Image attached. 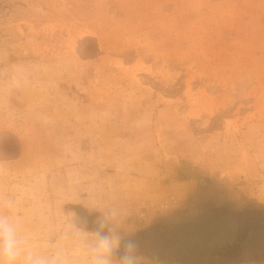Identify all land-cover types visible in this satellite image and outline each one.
I'll use <instances>...</instances> for the list:
<instances>
[{"label": "rangeland", "instance_id": "374dc122", "mask_svg": "<svg viewBox=\"0 0 264 264\" xmlns=\"http://www.w3.org/2000/svg\"><path fill=\"white\" fill-rule=\"evenodd\" d=\"M0 195L36 245L117 207L142 264H233L264 212V0H0ZM199 219L192 248L165 229Z\"/></svg>", "mask_w": 264, "mask_h": 264}, {"label": "clouds", "instance_id": "9594fccd", "mask_svg": "<svg viewBox=\"0 0 264 264\" xmlns=\"http://www.w3.org/2000/svg\"><path fill=\"white\" fill-rule=\"evenodd\" d=\"M17 203L12 196L0 195V264H78L81 256L84 264H142L138 241L123 239L117 230L116 225L125 216L120 208L106 209L104 220L93 233L77 227L67 217L64 235L71 232L76 237L75 246L69 251L52 241L34 244L35 236L24 227L16 211Z\"/></svg>", "mask_w": 264, "mask_h": 264}, {"label": "flooded vegetation", "instance_id": "af4514ba", "mask_svg": "<svg viewBox=\"0 0 264 264\" xmlns=\"http://www.w3.org/2000/svg\"><path fill=\"white\" fill-rule=\"evenodd\" d=\"M247 216V220L238 222L239 240L231 251L232 254L228 257L233 264L241 261L247 262L245 256L252 257L253 260L264 258V243L252 236L253 233L264 231V212L252 210V212L247 213Z\"/></svg>", "mask_w": 264, "mask_h": 264}, {"label": "trees", "instance_id": "16d2710c", "mask_svg": "<svg viewBox=\"0 0 264 264\" xmlns=\"http://www.w3.org/2000/svg\"><path fill=\"white\" fill-rule=\"evenodd\" d=\"M201 216L204 220H206V217L208 216V213H202ZM200 218V217H199ZM198 222H186L185 224H179V225H169L165 226L166 230L174 231L176 228L181 229L183 232V237L185 240V243L188 247L192 248L193 246H197V243L200 241V235L201 232L204 231V227L202 225V221L199 219ZM205 222V221H204ZM210 228H206L211 230V234L215 232L214 223H210ZM213 225V226H212ZM174 244V243H173ZM175 246V245H173Z\"/></svg>", "mask_w": 264, "mask_h": 264}, {"label": "water", "instance_id": "95a60500", "mask_svg": "<svg viewBox=\"0 0 264 264\" xmlns=\"http://www.w3.org/2000/svg\"><path fill=\"white\" fill-rule=\"evenodd\" d=\"M239 236H240V234L238 232L237 240H239ZM252 236H253L254 239L258 240L259 242H263L264 243V231L253 233Z\"/></svg>", "mask_w": 264, "mask_h": 264}, {"label": "crops", "instance_id": "0c3cea01", "mask_svg": "<svg viewBox=\"0 0 264 264\" xmlns=\"http://www.w3.org/2000/svg\"><path fill=\"white\" fill-rule=\"evenodd\" d=\"M186 195V194H185ZM183 196H184V194H183ZM183 199H186V197H184Z\"/></svg>", "mask_w": 264, "mask_h": 264}]
</instances>
